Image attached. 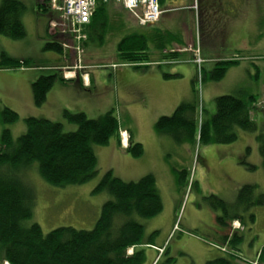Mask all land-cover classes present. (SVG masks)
Segmentation results:
<instances>
[{
  "label": "rangeland",
  "instance_id": "obj_1",
  "mask_svg": "<svg viewBox=\"0 0 264 264\" xmlns=\"http://www.w3.org/2000/svg\"><path fill=\"white\" fill-rule=\"evenodd\" d=\"M24 1L27 7L33 5L31 0L30 2L29 0ZM256 4L258 30L256 33L247 34L246 39L248 45L252 47L251 51L248 53L235 51L231 54L236 56L239 53V58H241L239 65L232 66L233 68L218 81H212L208 76L202 79L200 71L195 66L196 72L188 81L189 84L182 83L183 77H178L181 83L178 94L182 98L178 102L175 100L176 104L172 110L168 109L173 101L170 93L167 97L168 101L165 100L166 103H162L161 107L151 99L143 100L141 87L144 86L142 83L144 80L148 83L152 77H144L143 68H136L133 65L125 68L123 65L127 64L119 63L116 53L117 43L113 41L121 33L116 27L111 28L106 34L103 45L98 43L100 39L97 35L91 42L93 45H90V50L84 46L80 63L77 62V55L71 49L70 38H65L61 35L62 33L57 36H60L62 43L67 44L68 49H64L70 53L61 54L60 64H54L59 54L44 48V41L47 39L45 34L41 33L37 37L34 32L30 31L27 39L24 37L17 40L0 35V60H2V53L17 56L18 53L25 52L33 56L30 59L35 65L54 64L58 66L62 77L66 72L74 70L75 80L80 83H82L81 79L83 81L84 73L91 72L95 75L103 73L105 83L95 81V78L90 89H88L89 84L85 86L88 90L86 93L90 95L86 97L84 103L79 104V109L75 107L73 110H66L71 113L83 112L88 118H97L108 110L113 111L120 126L118 135L120 144L122 146L129 144V132H131L135 142L142 144L144 150L141 156L136 157L126 150L119 149L112 140L114 137H110L106 145H92L96 155L97 173L87 182L78 185H51L39 176L37 165L34 163L31 170L23 174L25 182L33 190L34 198L31 208L32 215L26 220V224L38 223L44 233L60 226L91 230L99 218L101 205L111 199V196L104 191H93L104 172L111 170L115 176L127 182L136 181L146 174H152L155 177L163 208L154 217L140 218L137 216V219L144 226L145 238L150 236L155 245L163 244L167 248L166 253L159 255L157 260L163 263L170 256L174 258L172 264H205L207 260L217 256L223 257L224 253L215 248L221 245V241L220 237L215 234L216 212L212 209V204L217 202L212 201L210 195H215L230 206L236 202V195L241 186L246 184L256 185V192L264 195V166L259 153L256 132L239 130L237 140L229 144L212 142L204 144L197 140L194 145H191L177 143L168 134L158 133L154 124L162 115L172 114L181 102L194 99L198 104V118L210 117L215 112L214 98L218 95L237 92V90L244 91L247 95L252 91L257 94L258 110L264 113V68L261 65V63L264 64L262 59L264 58V0H256ZM54 12L55 16L51 17H55L56 20L59 13ZM52 26L51 24L50 27ZM39 36L43 37L44 41ZM38 39L43 41L41 48L36 45ZM22 40H25L24 45H19ZM96 49L100 56L96 54L92 58L89 51L96 53ZM157 57L156 54H150L151 60L159 59ZM77 65L81 67L74 69ZM156 66L162 76L164 73L171 74L178 71L172 66ZM116 68L126 69L131 74L114 79L109 70ZM203 68L207 73L212 69V67H206L205 64ZM39 71L38 75L49 73L48 67H41ZM192 81L194 82V93ZM78 86L83 87L82 84ZM2 89L0 88V93L8 95ZM3 97L6 101L4 99L0 101V133L3 128L7 127L14 140L26 131L24 118L34 116L56 121L61 115L58 116L55 110L57 104L55 108L48 107L49 112L41 111V106H36L34 102L36 108L33 113L26 107L25 101L19 100L18 103L14 96L13 101L9 97ZM7 101L11 102L20 112L10 107L18 113L19 119L9 124L1 121V111L4 107H8L6 106ZM45 102L41 104L42 108H45ZM157 111H161L162 114H157L154 119L152 116ZM62 118H64V112ZM253 119L258 130L264 129L263 120H258L255 116ZM64 121L67 123H62L63 131H75L76 124ZM251 165L254 168L249 167ZM249 215L254 216V222H250ZM244 219L246 224L233 220L230 226L223 230L227 235L236 232L242 236L238 246L241 247L238 255L251 262L254 254L250 252L264 246V205H254L249 208L244 212ZM225 248L228 250V246ZM142 249L146 264L150 250L145 247Z\"/></svg>",
  "mask_w": 264,
  "mask_h": 264
},
{
  "label": "trees",
  "instance_id": "obj_2",
  "mask_svg": "<svg viewBox=\"0 0 264 264\" xmlns=\"http://www.w3.org/2000/svg\"><path fill=\"white\" fill-rule=\"evenodd\" d=\"M35 2L36 12H50L49 0ZM105 6L104 3L98 4L92 15V26L96 25L97 30L105 29ZM26 9L27 5L21 0H0V35L12 40L26 37L21 19ZM52 19L51 17L47 21L48 30ZM89 28L91 29V25L85 28L87 39L82 41L83 47L91 38ZM46 37L45 49L59 55L70 53L66 52L58 36L49 33ZM99 39L102 41L103 37L100 35ZM146 50L147 41L143 34H127L117 45L119 63L131 64L136 68L146 66L144 64L150 61ZM178 56V53L170 52L163 54L162 58L177 59ZM1 58L0 69L48 67L49 73H41L31 84L36 106H41L46 101V94L54 83L70 82L61 76L59 67L54 64L35 65L30 58L17 60L3 53ZM238 63L237 59H221L214 62L210 72L207 73L202 65L198 71L202 79L208 76L212 81H218L225 76L230 66ZM165 76L168 77V74ZM77 83L81 85L80 82ZM192 84L194 93V82ZM256 100L257 97L247 95L241 90L218 95L214 98L213 115L206 118L202 116L200 119L196 100L183 101L172 114L159 117L154 127L158 133L168 134L177 143L191 145L197 140L204 144H229L237 140L239 130L256 132L264 166V129L258 130L250 112L252 105L258 102ZM18 119V113L10 107L2 109L3 123H13ZM64 119L76 124L75 131H63L61 122L31 116L23 119L26 131L15 140L7 127L0 133V264L5 261L7 264H144L142 246L153 242L150 236L144 237V226L137 216L151 218L163 208L152 174L127 182L115 176L111 170L104 172L93 191H104L111 199L101 205L99 218L91 230L60 226L44 233L38 223L26 224V220L32 215L34 198L33 190L25 182L23 174L31 170L34 163L39 176L49 184L78 185L87 182L97 173L96 155L92 145H106L110 137L119 135L118 118L111 110L97 118H88L83 112L71 113L65 110ZM126 151L136 157L144 152L142 144L133 139H130ZM249 167L254 168L252 165ZM256 190L254 184L241 186L236 202L231 206L215 195H210L211 200L217 202L212 204V209L216 212L217 227L226 229L233 220L246 224L244 212L254 205H264V195ZM249 219L254 222L253 215H249ZM241 239L242 236L236 232L232 235L225 234L221 246H228V250L218 249L224 253L223 257L217 256L207 260L205 264H252L255 259L256 264H264V246L251 262L242 260L237 253ZM129 248L133 249L131 254L128 253ZM166 251L167 248L164 247L162 255ZM173 262L174 258L168 256L165 262L157 260L154 264Z\"/></svg>",
  "mask_w": 264,
  "mask_h": 264
},
{
  "label": "crops",
  "instance_id": "obj_3",
  "mask_svg": "<svg viewBox=\"0 0 264 264\" xmlns=\"http://www.w3.org/2000/svg\"><path fill=\"white\" fill-rule=\"evenodd\" d=\"M21 1L26 4L24 0ZM31 2L33 5L27 7L21 18L22 24H24L25 27V39H27L28 32L30 31L34 32L37 37L41 33L45 35L49 34L50 29L48 30L47 21L51 16H55V12L52 11L53 9L45 14L36 12V2L35 0H31ZM159 7H161L162 13L158 22L147 26H140L137 19H135L128 10L123 9L120 5L115 3L106 4L104 8L106 16L105 29L104 31L97 30L96 25L93 24L92 26L93 21L90 20L91 22L89 26L91 25V29H89L91 32V38L87 42L86 49L90 50V45H93L91 42H93L95 36L98 35V37H100L101 35L104 39L109 30L114 27H116L121 33V35L117 36L113 41L116 42L117 45L127 34H143L147 41L146 51H148L149 55L156 54L159 59H150L149 63L144 64L146 66H140V68H143L144 72H142V75L144 77H152V80H149L148 83L145 80V84L142 83L144 86L141 87L142 95L144 96V99L143 97L142 99L144 101L151 99L152 101L157 102L160 105L159 107H161L162 103L168 101L167 97L170 93V96H173V101L169 104L171 106L168 109L172 110L176 102L182 98L181 96L179 97L178 94L181 85L178 77H183L182 83L189 84L188 81L192 79L196 72L194 66L197 67V64L193 59L197 53H199V56L204 60L202 66L205 64L206 67H213L215 61L228 59L231 54L235 53V51H240L242 53H248L251 51L252 47L248 45L246 39L247 34L250 35L251 32L256 33L258 30L256 25L258 17L257 4L256 0H159ZM123 33L125 34L122 36ZM39 37L40 39H43V37ZM43 41L38 39L36 45L41 48ZM103 41L104 40H99L98 43L103 45ZM24 43L25 40H22L19 45H24ZM170 52L178 53V58L173 59L170 57L168 60L162 58L163 54H168ZM89 53L92 55V58L96 54L100 56L97 49L96 53L91 51H89ZM9 57L22 60L32 58L33 56L21 52L18 53L17 56ZM101 58L105 59L104 57ZM60 63L61 55H58L54 64ZM128 65L130 64L123 66L127 68ZM156 65H159V67L160 65L172 66L173 68H177L178 71L176 73L168 74L167 78L165 73L163 74L164 76H162L161 73L158 72ZM261 65L264 68V64L261 63ZM40 68L30 66H21L17 69L1 68L0 88H3L2 90L8 95H4V93L1 92L0 101H2V99L5 100L3 96L9 97L13 101L12 97L14 96L15 101H18V103L20 101H25L26 107L35 113L34 108L36 107L34 100H32L31 84L40 76L38 75ZM232 68L233 67L230 66L226 73ZM109 71L112 73V78L114 79H117L119 76L124 77L127 74H131V72L126 69L116 68ZM104 78L105 75H103V73L95 75L94 73L89 72L88 89L91 88L94 80L105 83ZM5 83L7 84V87ZM51 88L52 89L46 94L45 108H42L41 105V111H49L47 110L48 107H54L55 104H57L55 110L57 111L58 116L59 114L61 115L56 121L63 124L67 123L64 121L65 119L62 118L64 110H73L75 107L76 109H79V104L84 103L86 97L90 95L86 93L88 90H86L85 87L78 86L75 81L67 83L56 82ZM252 92H250V94L258 97L257 94ZM175 100L177 101L175 102ZM6 106L19 112L11 102L8 103L7 101ZM252 106V110L250 111L251 118L253 119L255 116L258 120H263L264 123V113L258 110V102L254 103ZM157 114H162V112L157 111L152 117L155 119ZM129 137L135 141L131 132H129ZM112 140L119 149L121 148L123 151L126 150V146L120 144L118 136L114 137ZM215 234L220 237L221 241L222 237L225 235V230L217 227ZM142 247L150 250V252L148 251V261L146 264H154L157 261V257L159 255L161 256L164 245H155L152 243L146 244ZM240 249L241 247L239 250ZM259 249L260 248H256L250 252H253V258H256ZM239 250L237 253L240 254ZM245 252L247 251L245 250ZM155 253H157V255Z\"/></svg>",
  "mask_w": 264,
  "mask_h": 264
},
{
  "label": "built area",
  "instance_id": "obj_4",
  "mask_svg": "<svg viewBox=\"0 0 264 264\" xmlns=\"http://www.w3.org/2000/svg\"><path fill=\"white\" fill-rule=\"evenodd\" d=\"M51 3V9L59 13L57 19L53 18L51 22L55 25L50 27L52 34H60L65 38H70L71 49L75 53L77 62L80 63L83 56L82 41L87 39L86 26L90 23V18L95 11L94 9L98 4L102 3H116L123 9L128 10L137 19L140 26H147L158 22L162 13L161 7H159V0H49ZM63 47L68 49L66 43H62ZM231 59H241L238 55L233 56ZM264 59V58H263ZM195 62L200 66L204 61L199 57H196ZM81 66H74L80 68ZM73 70V69H69ZM65 79H73L75 72H66L63 76ZM83 83L88 84L87 73L83 75ZM132 250H128L131 253ZM246 262H250L244 260ZM6 264V263H5ZM256 264V261L252 262Z\"/></svg>",
  "mask_w": 264,
  "mask_h": 264
},
{
  "label": "bare ground",
  "instance_id": "obj_5",
  "mask_svg": "<svg viewBox=\"0 0 264 264\" xmlns=\"http://www.w3.org/2000/svg\"><path fill=\"white\" fill-rule=\"evenodd\" d=\"M51 24H52V25H55V23H54V22H51ZM130 249H131V248H129V250H130ZM4 263H6V264H7V262H6V261H5Z\"/></svg>",
  "mask_w": 264,
  "mask_h": 264
}]
</instances>
